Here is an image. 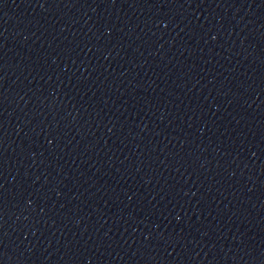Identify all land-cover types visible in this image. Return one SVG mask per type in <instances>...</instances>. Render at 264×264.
<instances>
[{
  "label": "water",
  "instance_id": "water-1",
  "mask_svg": "<svg viewBox=\"0 0 264 264\" xmlns=\"http://www.w3.org/2000/svg\"><path fill=\"white\" fill-rule=\"evenodd\" d=\"M0 264H264V0H0Z\"/></svg>",
  "mask_w": 264,
  "mask_h": 264
}]
</instances>
